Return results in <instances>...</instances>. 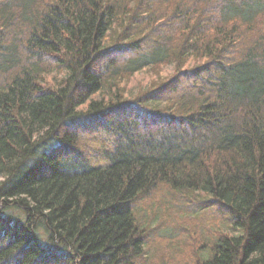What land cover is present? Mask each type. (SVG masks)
<instances>
[{"label":"trees","instance_id":"obj_1","mask_svg":"<svg viewBox=\"0 0 264 264\" xmlns=\"http://www.w3.org/2000/svg\"><path fill=\"white\" fill-rule=\"evenodd\" d=\"M0 264H264V0H0Z\"/></svg>","mask_w":264,"mask_h":264},{"label":"rangeland","instance_id":"obj_2","mask_svg":"<svg viewBox=\"0 0 264 264\" xmlns=\"http://www.w3.org/2000/svg\"><path fill=\"white\" fill-rule=\"evenodd\" d=\"M155 224H158V221H155ZM171 232H173V231L171 229L167 228V229H163L161 234L164 235V236H170Z\"/></svg>","mask_w":264,"mask_h":264}]
</instances>
